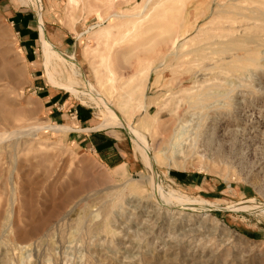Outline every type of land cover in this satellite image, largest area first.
<instances>
[{
	"label": "rangeland",
	"instance_id": "obj_1",
	"mask_svg": "<svg viewBox=\"0 0 264 264\" xmlns=\"http://www.w3.org/2000/svg\"><path fill=\"white\" fill-rule=\"evenodd\" d=\"M39 4L48 43L91 85L104 82L99 94L122 123L146 124L155 178L126 127L91 130L104 107L47 82L37 8L0 0V133H17L0 145V264H264V0ZM230 38L227 59L216 48ZM50 67L58 83L84 89L69 64ZM74 106L87 113L83 128L119 134L123 162L65 131L29 133L81 130Z\"/></svg>",
	"mask_w": 264,
	"mask_h": 264
},
{
	"label": "bare ground",
	"instance_id": "obj_2",
	"mask_svg": "<svg viewBox=\"0 0 264 264\" xmlns=\"http://www.w3.org/2000/svg\"><path fill=\"white\" fill-rule=\"evenodd\" d=\"M33 7L37 8V12L36 14H38V29H39V36H40V44H41V54H42V59H43V62H42V70L43 72L45 73V76H46V80L47 82L51 85V86H60L62 87V89L70 94H72L73 96L74 95H82V96H85V97H88L89 100L92 102H94L96 105H98L99 107L102 106L104 107V110H105V113H106V117L104 118L103 122L98 124L97 126L93 127V129L91 130H100V129H103V128H106V127H111L112 125H118V126H122V127H126L127 131L131 134V136L134 138V142H136V145H137V149L139 150V155L142 157L143 160H145L146 164L149 166L150 168V171H151V174H152V177L155 176V172H153V169H152V164H153V160L149 157V152H148V146H147V143L145 142V138L144 136L140 133L141 130H144L145 129V126L146 124H144V122H140L139 124L137 125H132V126H127V124H124L120 121V118L117 116V114L115 113V111L111 108V107H108L105 105V103L103 102L100 94H99V90L100 87H102V85L104 84V82H97V85L96 87L91 85L90 82H89V79L87 78V76L85 75V73H83V71H81V66L78 64V62L76 61V58L73 56H64L62 54H60L59 52L56 51V49L53 48V46H51L46 37L44 36V26H43V21H42V18L40 17V12H41V9H40V0H27ZM145 7V6H144ZM217 9V8H216ZM248 12V11H247ZM260 12V11H258ZM254 14V13H253ZM140 15V14H139ZM259 15V14H258ZM240 16V15H239ZM243 16V15H242ZM261 18L263 17V15H260ZM263 19V18H262ZM253 21V20H252ZM256 21V20H255ZM263 22V21H262ZM256 23V22H255ZM221 29H224L225 31L227 32H230V30L228 29H225L224 28H221ZM106 29H102L100 30L97 35H101V34H104L106 33ZM231 33V32H230ZM166 34V33H165ZM163 33H162V37L163 38ZM260 37V36H259ZM166 39L164 40V42H169L170 43V48H173L174 45H175V41H174V38L169 36V34L165 37ZM252 38V37H250ZM218 39V38H217ZM229 39V38H228ZM247 41V40H246ZM219 42V41H217ZM216 42V43H217ZM244 42V41H243ZM249 42V41H247ZM261 43V42H260ZM254 45L256 44V42L253 43ZM213 45V44H212ZM237 42L236 40H232L230 38V40H227L226 42H220L218 45H217V52L219 54H221L222 56L224 55L225 58L227 59H231L229 53L234 51V49H236L237 47ZM244 45V44H243ZM203 46V45H202ZM258 46V45H257ZM260 46V45H259ZM199 47V46H198ZM198 47H195V48H198ZM246 47V46H245ZM256 47V46H255ZM209 49V47H208ZM211 49H214L213 47ZM207 50V49H206ZM240 52V51H239ZM242 52V51H241ZM246 53V52H245ZM203 54V53H202ZM215 55V54H214ZM203 57V56H202ZM235 56H233L232 58H235ZM212 58V57H211ZM224 58V59H225ZM238 58V57H237ZM55 59H59L60 61H62L64 64L67 63L70 65V69L71 70H74L75 69V73H73L72 75H75L73 77H77V78H80L83 82V85H84V89L81 90V89H78L77 86H76V82L74 80H69L67 82V84H60L56 81V77H54V70L52 67H50V64L52 61H54ZM241 59V58H240ZM202 60V59H201ZM58 61V60H57ZM242 61V60H241ZM249 61V60H248ZM251 61V60H250ZM255 61V60H254ZM233 62V60H231L230 64ZM253 62V61H251ZM250 62V63H251ZM236 63V62H235ZM240 63V62H238ZM236 63V65L239 66V64ZM62 64V63H61ZM164 64V60L162 59V61L160 62L159 64V67H162ZM52 66V65H51ZM219 67V66H218ZM237 67V66H235ZM259 67V66H258ZM210 68V67H209ZM240 68V67H239ZM235 69V68H234ZM238 69V67H237ZM151 71V70H150ZM260 71V69H259ZM71 72V71H70ZM252 72V71H251ZM262 72V71H261ZM72 73V72H71ZM147 73V72H146ZM100 75V74H99ZM110 79V78H109ZM109 79L107 78L106 79V82L109 81ZM137 89L134 87V90ZM134 90H131V92L128 93V99H127V102H131L133 100V91ZM3 94V93H1ZM149 105L150 104H141V105H138L137 109L142 111L143 113H148L149 112ZM123 111V110H122ZM144 114V115H145ZM1 116V115H0ZM153 124V126L155 125H158L157 121L153 120V122H151ZM29 127V126H28ZM40 129H45V130H48V131H52V132H62V131H65V132H70V128L69 127H66V126H51V125H40V126H30V129L28 130L29 133L31 134L32 132H38ZM152 130V129H151ZM26 133V132H25ZM15 135H17L16 132H3V133H0V145L3 144L4 142H8L10 141L13 137H15ZM32 135V134H31ZM169 141V140H168ZM174 145V144H173ZM3 146V145H2ZM155 178V177H154ZM157 184V183H156ZM159 188H157L158 190ZM169 197V196H168ZM171 197V196H170ZM183 199V198H182ZM162 200V199H161ZM166 200V199H165ZM163 201V200H162ZM180 201H181V198H180ZM186 201V200H185ZM187 202V201H186ZM195 203V202H194ZM200 203V202H199ZM203 203V202H201ZM200 203V205H201ZM196 204V203H195ZM205 204V202H204ZM207 205V204H206ZM209 205V204H208ZM211 206V205H209ZM208 206V207H209ZM245 208V207H244ZM248 208V207H246ZM246 208L244 210H246ZM216 209V208H215ZM240 209V208H238ZM243 209V208H242Z\"/></svg>",
	"mask_w": 264,
	"mask_h": 264
},
{
	"label": "crops",
	"instance_id": "obj_3",
	"mask_svg": "<svg viewBox=\"0 0 264 264\" xmlns=\"http://www.w3.org/2000/svg\"><path fill=\"white\" fill-rule=\"evenodd\" d=\"M57 95H52V96H47L44 98V100L46 101L45 104L49 103L50 100L56 99ZM58 102H56L54 104V102L50 103L49 106L47 107L48 110H52L53 112V117L55 120H59L62 119L64 117L63 115H55L56 111H58V108H56V104ZM63 108V107H62ZM70 109H73V113L69 112V119L72 122V124L74 126H78V128H81V130H76L77 127H75V130H71L70 132L67 133V137L69 138L68 141L73 143L74 146L76 145L78 148L80 149H85L88 152H90L91 150H93V144H95V146L97 147V149L99 150L100 154H103L104 151H108V152H112V154H114V156L116 157V160H118V162L116 164H119L120 162H123V158H124V154H125V149H124V142L122 139H120L119 134H115V136H112L109 134L108 130H101V132H104L103 134H95V132H90L87 128H83L84 124H87V122L89 121H85L83 122L86 118H87V113L85 112L84 109L80 108V107H69ZM77 112L79 114V120L77 119ZM55 115V116H54ZM97 132V131H96ZM100 132V131H99ZM106 136L110 139L113 140V146L107 144L106 146H103V143H99V138L101 136ZM120 148L118 149L117 148ZM118 166V165H117Z\"/></svg>",
	"mask_w": 264,
	"mask_h": 264
}]
</instances>
